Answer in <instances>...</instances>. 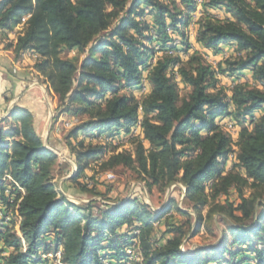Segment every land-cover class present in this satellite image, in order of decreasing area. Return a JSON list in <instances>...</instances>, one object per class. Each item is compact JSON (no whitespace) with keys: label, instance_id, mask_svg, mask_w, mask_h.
Masks as SVG:
<instances>
[{"label":"trees","instance_id":"16d2710c","mask_svg":"<svg viewBox=\"0 0 264 264\" xmlns=\"http://www.w3.org/2000/svg\"><path fill=\"white\" fill-rule=\"evenodd\" d=\"M178 3L171 8L162 0H0V33L22 25L15 43L5 48L13 49L15 60L25 52L39 56L34 67L59 101L52 123L60 114L85 116L63 137L76 166L71 181L108 151L106 144L86 143L87 137L129 133L140 116L143 141H134L133 152L110 154L104 166L134 167L149 187L179 182L197 210L233 188L240 201L217 205L231 220L222 236L191 251L180 249L182 234L154 245V223L173 209L188 215L172 199L157 211L135 197L96 208L94 201L68 200L53 182L57 155L44 146L30 111L14 105L8 116L18 124L0 126V203L5 206L0 213L17 205L20 222L17 231L15 223L0 218V264H51L41 255L59 249L63 264H125L126 250L136 241L139 264H264V113L255 117L264 109V0L202 3L196 42L214 54L222 52L221 45H235L239 57L226 61L225 68L196 50L188 54L192 47L185 33L197 5L196 0ZM178 39L181 50L173 45ZM72 50L85 53L80 63L77 57H61ZM144 71L150 90L139 100L132 92L142 88ZM245 71L251 82L235 83L229 92L220 86L219 76L240 79ZM179 84L188 89L184 96ZM225 118L239 127L235 150L219 125ZM48 144L55 148L49 137ZM233 151L235 161L226 171ZM7 176L22 191L6 195L13 186ZM201 220L199 214L193 235Z\"/></svg>","mask_w":264,"mask_h":264},{"label":"rangeland","instance_id":"374dc122","mask_svg":"<svg viewBox=\"0 0 264 264\" xmlns=\"http://www.w3.org/2000/svg\"><path fill=\"white\" fill-rule=\"evenodd\" d=\"M162 1H165L167 4H169L171 8H179L178 0ZM209 12H211L212 15L223 18L221 11L211 10ZM146 20L151 23L150 16H148ZM197 28L198 25H196L194 28L186 29L185 40L192 47L188 54H191V51L196 50L204 54L207 58V61L213 64V66H216L219 63L223 68L226 67V61L231 62L237 60L239 54L235 50V45H229L227 47H223L224 45H221L222 54H214L213 52L204 49L200 44L196 42ZM21 29L22 25H19L16 26L13 30L6 32L4 35H1L0 33V42H2L4 46H7L10 42L15 43ZM177 41H179L177 47L179 50H181L182 45L180 43V40L178 39ZM8 49H11L13 52L12 48ZM33 54L35 53H32L30 55L33 60L32 71L34 74V78H36V82L33 84V86H40L43 88V97L44 100L48 99L49 101L48 107L53 114V118V116L56 115L57 110L59 111V109H56L59 106V101L57 96L53 93V90L50 88L46 78L34 67V64L39 60V56L35 57L33 56ZM84 56L85 53L78 52L77 50L68 52L63 51V53L61 54V57L63 58L77 57L78 63H80V60ZM181 56L182 59L186 61L188 55L185 56L184 52L181 51ZM219 78L220 86L225 88L226 90H228L227 92H229L235 78L227 75H221L219 76ZM239 81L243 83L247 82L248 80L246 77H243ZM149 90L150 87L147 81H145L144 88L135 89L132 93L134 97L140 100L145 94L149 92ZM187 91V88H184L181 84H179L180 96H184ZM8 114L9 112L0 117V126L3 127L4 130L18 124L16 121L10 119ZM258 114L259 113L256 112L255 117H258ZM52 118L50 121H47L42 126H40L37 132L40 134L43 141L47 140V144L48 137L51 138V143L54 144L55 148H52V150L57 155L59 163L54 166V169L52 171L53 182L58 192H60L61 194H63L62 191L67 193L69 197L67 198L68 200L82 205L94 201L92 205L96 208L102 207L106 204H110L115 200H124L126 198L135 197L141 202H144L146 204L148 203L150 208L153 209L166 205L168 201L172 199L176 203V206L182 211L186 212L188 215L180 214L178 211L173 209L168 215H166L167 217H164L160 221V223H154V231L152 233V242L154 245L163 243L167 238H172L173 236H179L182 234L183 241L180 245V248L182 246V251H191L193 248L199 246L208 247L218 241V239L222 236V230L231 220L224 212H220L217 209V205H222L227 202H234V204H237L240 200L236 190H234L233 188L230 189L226 194H221L216 200L209 201L208 205L204 207L198 206L197 210V208L195 207V202L185 198V192L183 189L184 187L179 182H175L165 187H159L157 185L149 187L147 185V181L143 179V175H141L137 171V169H134V167H126L123 165H117L114 167L104 166V162H106L110 154L120 151L133 152L136 142H134L132 139L126 141L127 135L124 132L118 131H113L109 132L108 134L105 133L101 135L102 139H104H101L99 142L101 144H106L108 147V151L98 159L92 160L79 180L71 181L69 178L62 180L72 172L73 167L76 170V166L70 158V153L63 138L64 134L69 129L64 128V123L70 121V118H68L65 114H60L59 118H57V120L53 123ZM84 118L85 116H79L76 120L78 122L79 120H83ZM3 119H5V121H2ZM227 119L228 118H225L220 121V124H222L221 128H223V123H225V120ZM51 128H53V130H51ZM238 130L239 127L235 125L234 131L230 133L232 144H234L238 138ZM81 138L82 136L79 137L78 140ZM89 140L90 137H87L84 141L87 143L89 142ZM134 140L138 141L139 139L136 138ZM144 144L147 146V143L144 142ZM64 162H66L67 165H65ZM230 167L231 164L229 162H226V171H228ZM106 172L113 173L114 179L112 181H108L106 179ZM209 186L210 184H208L206 188L207 193H209ZM11 190L12 189L10 187L7 188L5 194H9ZM249 192V189H246L244 191V194L248 195ZM0 208L4 209L5 206L0 203ZM7 209H9L8 214H10V220L6 221V223L8 225H11V223H15L16 221L15 214L11 208ZM199 214L202 217V220L199 224V232L196 235H193V230L198 222ZM0 218H3V220L5 219V217L2 216H0ZM175 227L180 228V231L168 232L170 228ZM128 250L129 249H127L126 251ZM130 250L134 252V254L137 253V247H134ZM131 264L139 263L137 261H132Z\"/></svg>","mask_w":264,"mask_h":264},{"label":"crops","instance_id":"0c3cea01","mask_svg":"<svg viewBox=\"0 0 264 264\" xmlns=\"http://www.w3.org/2000/svg\"><path fill=\"white\" fill-rule=\"evenodd\" d=\"M227 46L229 45L223 47ZM31 54V52L23 53L15 60L12 50L6 49L0 42V117L8 113L14 105L26 108L32 115L33 125L37 131L40 126L49 121V107L43 97V88L33 86L36 78L32 71ZM244 77L251 82L249 71L244 72ZM258 113V116L262 115L264 109ZM49 139L51 141V138ZM62 193L68 198L67 193L64 191ZM49 263L52 264V260Z\"/></svg>","mask_w":264,"mask_h":264},{"label":"built area","instance_id":"2783aa9c","mask_svg":"<svg viewBox=\"0 0 264 264\" xmlns=\"http://www.w3.org/2000/svg\"><path fill=\"white\" fill-rule=\"evenodd\" d=\"M205 0H196V5H197V11L192 15L191 17V21H190V24L188 26V28H194L196 25H197V21L201 15V5L202 3L204 2ZM25 18H23V20H25ZM179 44V41L175 40L173 45H177ZM167 53L169 54H173L174 53V50L172 49H169L167 51ZM161 53H158V55H160ZM33 56L35 57H38L37 54H33ZM157 60V55H155L152 59H151V66L156 62ZM146 73L147 71H144L143 74H142V88H144V82L146 81ZM242 78L240 79H235L233 81V84L235 83H241L239 80H241ZM76 120V119H75ZM74 118L73 119H70V121L68 122H65L64 123V128L68 129L70 127H72L75 123H77V120L75 122ZM226 122L223 123V130H225L226 132H228L229 134L231 132L234 131L235 129V124L230 120V119H227L225 120ZM221 122H219V125L220 127H222V124H220ZM141 117L139 116V118L137 119L135 125L132 127V129L130 130L129 133H125L127 135V138H126V141H128L129 139H132L133 141H135L134 139L138 138L139 140L138 141H143V133H142V129H141ZM231 135V134H230ZM102 139V136H91L90 137V140L89 142L93 143V144H101L99 141ZM104 139V138H103ZM102 139V140H103ZM106 140V139H105ZM232 149L235 150L236 149V146H235V143L232 144ZM235 161V152H231L226 161H225V164L226 162H229L231 165L233 164V162ZM105 177L108 181H112L114 179V175L113 173L111 172H106L105 173ZM13 186L11 187V189H18L20 191H22V189L19 187V185L12 181L10 179L9 176L5 177ZM4 178V179H5ZM7 195H10V194H7ZM10 198V196H9ZM10 202H12V198L9 199ZM12 209V208H11ZM14 214H15V229L18 231V225H19V222H20V216L18 215L17 213V205L14 207V209H12ZM9 209H7L5 211V214L2 216V213H0V216L2 217H5V221H9V215L8 214L9 212ZM133 233L134 234H139V230L138 229H134L133 230ZM134 247H137L138 248V242L136 241L135 243V246ZM182 250V246L180 248ZM127 254H128V257L125 261V264H131L132 261H137L138 263H141L142 261V256L137 252L136 254H134V252H132L130 249L127 251ZM42 258H49L50 260H52L53 264H63L61 262V250H57L56 252L54 253H47V254H42L41 255Z\"/></svg>","mask_w":264,"mask_h":264},{"label":"water","instance_id":"95a60500","mask_svg":"<svg viewBox=\"0 0 264 264\" xmlns=\"http://www.w3.org/2000/svg\"><path fill=\"white\" fill-rule=\"evenodd\" d=\"M45 100H46V102H47V104H48V106H49V101H48V99H45ZM52 115H53V114H52L51 110H49V121L51 120ZM47 132H48V130H47ZM43 144H44L45 147H47V148H49V149H52V148L49 147V145L47 144V140L43 141ZM63 158H65V157H63ZM74 172H75V169H74V167H73L72 172H71L68 176L64 177L63 179L70 178V177L73 175ZM183 189H184V188H183ZM184 192H185V191H184ZM68 198H69V197H68ZM147 204H148V203H147ZM162 207H163V206H161V207H159V208H153V210L157 211V210H160Z\"/></svg>","mask_w":264,"mask_h":264}]
</instances>
